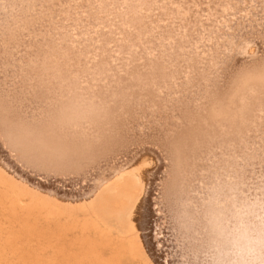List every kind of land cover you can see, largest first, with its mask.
<instances>
[{
    "label": "bare ground",
    "instance_id": "bare-ground-1",
    "mask_svg": "<svg viewBox=\"0 0 264 264\" xmlns=\"http://www.w3.org/2000/svg\"><path fill=\"white\" fill-rule=\"evenodd\" d=\"M54 1L38 10L35 0H0V40H15L21 62L31 61L21 68L29 81L21 95L9 99L0 81V264H155L148 232L160 222L173 248L170 264H204L214 219H231L246 205L264 211V0L249 11L257 0H179L193 15L185 23L170 17L173 0H163L170 45L155 41L148 14L133 0L126 44L102 50L111 40L102 36L101 57L90 64L92 43L72 41L70 27L61 35L48 19L39 39L28 32L40 12L51 17ZM89 1L81 2L93 16L84 24L118 18L109 0ZM217 2L228 10L220 14ZM238 11L242 17L230 15ZM251 11L253 24L244 14ZM222 20L231 23L225 36ZM33 44L35 61L25 52ZM255 46L256 60L242 56ZM136 65L155 73L138 79L117 110L97 99L89 77ZM222 69L243 75L218 96L210 82ZM237 107L247 108L240 125L230 118ZM57 181L74 188L71 197L48 191Z\"/></svg>",
    "mask_w": 264,
    "mask_h": 264
},
{
    "label": "rangeland",
    "instance_id": "rangeland-1",
    "mask_svg": "<svg viewBox=\"0 0 264 264\" xmlns=\"http://www.w3.org/2000/svg\"><path fill=\"white\" fill-rule=\"evenodd\" d=\"M87 1V0H86ZM120 1V2H119ZM127 2V0H124V2H123V0H109V2H110V5H111V7H112V9L114 10V15H116V23L115 22H113V23H103V22H97V21H93V22H88L87 24H84V22L86 21V20H89V19H91L93 16L92 15H89L90 13H88V11H87V9L85 8L84 9V6H85V4H81V2H83V0H67V2L65 3V4H63V5H60L61 4V2L59 1V0H55L54 1V3H53V5H54V8H55V6H56V8L53 10L54 12H50V14H51V17L49 18V20L51 19V22L53 23V25L55 26V25H57L59 28H61V31H60V33H61V35L63 34V35H65L66 34V32L64 31L67 27L70 29H68L69 31H71V40L72 41H74V40H76V41H87V43H92V47H93V52H92V56H91V60H89L90 62H89V64L90 63H93V62H95L96 60H98V58L97 57H101V55L99 54V52H96L97 50H99V48L97 47V45L99 44V43H97L98 42V40H99V38H101L102 36H104V35H109L110 36V38H111V40L109 41V42H106V43H104L102 46H103V48H101L102 50H106V51H111V52H115V51H117V48H119V46L120 47H122V46H124L126 43H125V41L127 42L128 41V36H129V34L131 33V31H132V25L128 22V20L126 19V14H127V12H128V14H130L129 12L130 11H128L133 5L135 6V8H138V9H136L139 13L140 12H143V13H146V14H148V18L146 19V24H148L147 25V29L150 31H152L153 32V37H154V39H155V41L157 40L160 44H163V45H170V44H172L173 43V36H171V35H165L164 34V31H165V29L167 30L169 27H168V25H167V23H168V19H166L167 17L165 16V14L164 13H162L161 11H163L164 9H165V7H164V5L162 4V2H163V0H134V3H133V0H131V2ZM141 3H140V2ZM148 1H150V2H148ZM170 1H172V0H170ZM179 0H173V2L175 3V7H173V11L172 12H170V17H173V16H177L178 15V17H179V21H181V20H184L183 21V23H185V22H188L190 19H191V17L189 18V16H193V15H191V11L189 12V10L184 6L185 5V2L183 3V4H181L182 2H178ZM217 1V0H216ZM236 1V0H235ZM234 0H232V2H235ZM258 1V2H257ZM256 2H254V6L253 5H250V6H248V7H246L245 8V10L246 11H249V9H254L255 7H256V5L258 4H261V2L259 1V0H257ZM93 2H103L102 0H91V1H89V4H91V3H93ZM112 2V3H111ZM242 2H243V0H242ZM72 3H73V5H72ZM128 3H130V6H131V4H132V6L130 7L129 6V4ZM152 4V5H151ZM155 6H154V5ZM179 4V5H178ZM234 4H236V3H234ZM141 7H140V6ZM150 5V6H149ZM159 5V6H158ZM218 5V6H217ZM91 6V5H90ZM133 6V7H134ZM154 6V7H153ZM216 10L220 13V12H225L226 11V9L228 10V8H227V6H225V5H223L222 7L221 6H219V2H217L216 3ZM49 7V6H48ZM86 7V6H85ZM132 7V9H135V8H133ZM150 7V8H149ZM181 7V8H180ZM250 7V8H249ZM74 8V9H73ZM91 9H94L93 8V6H91L90 7ZM127 8V9H126ZM149 8V9H148ZM176 8V9H175ZM249 8V9H248ZM75 9H76V11H75ZM123 9V10H122ZM125 9V10H124ZM142 9H144V10H142ZM157 9L159 10V11H157ZM161 9H163V10H161ZM201 9V8H200ZM70 10H74V14L76 15H74L75 17V19L76 20H78V22H77V25L78 26H74L73 25V19H72V16L70 15V16H66V13H67V11H70ZM131 10V9H130ZM151 10V11H150ZM161 10V11H160ZM180 10V11H179ZM185 10V11H184ZM208 10V9H207ZM221 10V11H220ZM57 13H56V12ZM155 11V12H154ZM64 12H66L65 14H64ZM82 12H84V13H82ZM124 12V13H123ZM160 14H159V13ZM187 12V13H186ZM81 13V14H80ZM178 13V14H177ZM219 13H218V15H219ZM238 13V14H237ZM236 14L235 13H230V15L231 16H238L239 15V17H242V15H240L239 13H241V11L239 12H237ZM125 14V15H124ZM150 14V15H149ZM158 14V15H157ZM187 14V15H186ZM221 14V13H220ZM244 14H247V19H249V18H251V19H249V21H250V23L249 24H253L254 23V21H256V17H254V14H252V11H251V14H248L247 12H245ZM89 15V16H88ZM252 15V16H251ZM63 16H65V17H63ZM159 16V17H158ZM57 17V18H56ZM61 19H60V18ZM80 17H81V19H80ZM84 17V18H83ZM255 19H254V18ZM183 18V19H182ZM185 18V19H184ZM220 18V17H219ZM221 18L222 19H224L222 16H221ZM156 19V20H155ZM49 20H47V21H49ZM151 20H152V22H151ZM166 20V21H165ZM185 20H187V21H185ZM55 21H57L56 23H55ZM64 21V22H63ZM65 21H67V22H65ZM223 21V26L222 27H218L220 30V32H221V34L223 35L224 33H225V31L226 30H228L230 27H231V23H226L224 20H222ZM111 22V21H110ZM127 22V23H126ZM166 22V23H165ZM65 23H67V24H65ZM83 23V27L82 26H80L81 24ZM90 23V24H89ZM101 23H103V25L101 24ZM165 23V24H164ZM220 23H222V22H220ZM102 26H101V25ZM109 24V25H108ZM127 24H129L128 26H127ZM230 24V25H229ZM69 25V26H68ZM226 25V26H225ZM153 26V27H152ZM164 26H166V27H164ZM217 25H215V27H216ZM88 27V28H87ZM96 27V28H95ZM109 27V28H108ZM158 27H159V29H158ZM161 27V28H160ZM225 27V28H224ZM58 28V29H59ZM90 28V29H89ZM130 28V29H129ZM163 28V29H162ZM176 28V27H175ZM86 29V30H85ZM154 29V30H153ZM157 29V30H156ZM221 29H223V31H221ZM125 30V31H124ZM95 31V32H94ZM126 31L128 32L127 34H125L126 33ZM154 31L156 32V34L154 33ZM157 31H158V33H157ZM175 32H176V29L174 30ZM78 32L80 33V35H82V36H78L77 34H78ZM224 32V33H223ZM124 33V34H123ZM161 33V34H160ZM126 35H127V37H126ZM156 35V36H155ZM164 35H165V38H163L164 37ZM86 36V37H85ZM99 36V37H98ZM223 36H225V35H223ZM89 37V38H88ZM203 37L205 38V39H207V34H204V35H200V37H199V39L200 40H202L203 39ZM79 38V39H78ZM88 39V40H87ZM162 40V41H161ZM89 41V42H88ZM114 41V42H113ZM205 40H202V42H204ZM234 43V44H233ZM256 43V42H255ZM117 44V45H116ZM216 44H219V40H216ZM215 44V45H216ZM34 45V44H33ZM32 45V46H33ZM256 45V44H255ZM32 46H29V45H27V46H25L26 48H25V52H28V54L31 52V51H33V47ZM60 48L59 49H62V47H63V45L61 44V45H58ZM105 46V47H104ZM115 46V47H114ZM235 46V42L233 41L231 44H230V48H233ZM256 47V46H255ZM32 48V49H31ZM105 48V49H104ZM109 48H110V50H109ZM114 48V49H113ZM199 48H201V47H199ZM31 49V50H30ZM28 50H30V51H28ZM63 50V49H62ZM115 50V51H114ZM256 50V51H255ZM253 52H254V54H253V52L252 53H248V51H247V49L246 50H244V51H242V56L244 57V58H246V59H248L249 58V60H256V58H255V55L257 54H259L260 53V49L258 48V46L256 47V49H255ZM259 50V51H258ZM60 52H61V50H59ZM258 52V53H257ZM97 55H96V54ZM27 54V56H29ZM245 54V55H244ZM252 54V55H251ZM246 56V57H245ZM248 56V57H247ZM31 57V56H30ZM254 57V58H253ZM27 64H25L24 63V61H22L21 62V68H23L24 66H26ZM105 66H107L106 64H105ZM86 69V68H85ZM110 70V69H109ZM188 74L189 73H184L183 74V76H182V80L183 79H187L188 78ZM90 76V74H87L86 75V78H88ZM186 77V78H185ZM81 83H85V82H81ZM50 181V180H49ZM49 181H47V182H49ZM58 182V181H57ZM57 182H53V184H52V186L51 187H49L50 189H48V191L49 192H51L52 194L54 193V194H57V195H59V196H61L62 198L63 197H71V194L73 193V191H74V188L72 187V188H70V186H66V187H64V185H61L62 183H60V182H58L59 184L57 185ZM54 184H55V186H54ZM58 186H60L59 187V190H57L58 189ZM52 188L53 189H55V190H53V192H52ZM63 189V190H62ZM68 189V190H67ZM65 190V191H64ZM71 190V191H70ZM69 191V192H68ZM58 192V193H57ZM63 192H65V193H67V195L65 194V193H63ZM68 193H69V195H68ZM147 208H148V206H147ZM154 210H156V208L155 209H153V207H152V209H151V212L153 211L154 212ZM145 212V211H144ZM152 212V213H153ZM150 214V212L148 213V215ZM160 214V213H159ZM146 215H147V213H146ZM161 227H160V226ZM149 226H151V225H149ZM159 226V227H158ZM158 228H159V230H158ZM154 228H152V226H151V229H150V232H148V234H149V237L151 238V240L149 239V238H147V239H149V241L152 243L153 242V240H155V242H156V246H155V248L154 249H151V251H153V252H151L152 253V255H154V256H152L153 257V261H154V263L156 264H170V254H169V252L170 251H172V244H171V241H170V239L168 238V236L169 235H167V233L165 232V230H164V228H163V226L161 225V222L155 227V229L153 230ZM156 230V231H155ZM162 230V231H161ZM146 231V230H145ZM163 233V234H162ZM152 235V236H151ZM162 235V236H161ZM167 235V236H166ZM156 236H157V238H156ZM153 238V239H152ZM160 239V241H158L159 239ZM163 239V240H162ZM168 239H169V241H168ZM162 240V241H161ZM167 240V241H166ZM159 242V243H158ZM162 243V244H161ZM165 243V244H164ZM164 244V245H163ZM160 245V246H159ZM165 246H167V247H165ZM169 246V247H168ZM160 247V248H159ZM151 248H153V247H151ZM168 250H167V249ZM150 249V248H149ZM160 249H162V250H160ZM168 251V252H165V251ZM162 253H161V252ZM164 251V252H163ZM160 252V253H159ZM165 253V254H164ZM160 254V255H159ZM162 254V255H161ZM168 254V255H167ZM159 255V256H158ZM168 257H167V256ZM157 257H158V259H157ZM167 257V258H166ZM162 260H160V259ZM157 259V260H156ZM164 259V260H163ZM167 259V260H166ZM166 260V261H165ZM164 261V262H163Z\"/></svg>",
    "mask_w": 264,
    "mask_h": 264
},
{
    "label": "snow or ice",
    "instance_id": "snow-or-ice-1",
    "mask_svg": "<svg viewBox=\"0 0 264 264\" xmlns=\"http://www.w3.org/2000/svg\"><path fill=\"white\" fill-rule=\"evenodd\" d=\"M50 2L51 0H35L38 10L44 8ZM48 19L47 11L40 12L39 15L34 18V22L30 25L28 32L37 35V39H39L38 33L46 31V22ZM24 38L28 39L26 34ZM33 47L34 51L30 52L29 55L32 57L33 61H35L40 56V50L35 44ZM24 63L31 66V61L25 60ZM73 64H75V60H73ZM95 68L99 69L100 65H96ZM24 70L28 71L27 69ZM20 72L21 59L16 47V41L8 38L0 40V81L4 82V92L8 93L9 99L12 98L13 95H21L28 86V77H21ZM113 73H115V75L109 73L107 69H103L102 72H95L93 77H89V82L91 83V79L95 78L97 80V87L94 95L101 103H106L112 110H117L120 107L121 98L127 97V93L131 91L135 82L138 79H150L155 73V70L147 65H136L132 66L127 73L116 72L113 68ZM259 74L261 78H264V66L260 69ZM30 75L31 73L29 72V76ZM241 75H243V73L228 72L222 69L221 75L210 83L214 84L215 93L218 96H224L233 90L234 84ZM32 82H35L34 77L32 78ZM246 117V107H237L234 113L230 114V118L237 125L242 124V122L246 120ZM11 119H15V116H12ZM240 142L246 141L233 140L228 144Z\"/></svg>",
    "mask_w": 264,
    "mask_h": 264
},
{
    "label": "clouds",
    "instance_id": "clouds-1",
    "mask_svg": "<svg viewBox=\"0 0 264 264\" xmlns=\"http://www.w3.org/2000/svg\"><path fill=\"white\" fill-rule=\"evenodd\" d=\"M204 264H264V211L246 205L212 221Z\"/></svg>",
    "mask_w": 264,
    "mask_h": 264
}]
</instances>
